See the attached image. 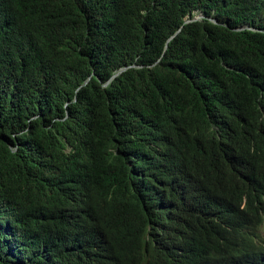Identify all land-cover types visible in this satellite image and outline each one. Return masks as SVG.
Listing matches in <instances>:
<instances>
[{"label": "trees", "instance_id": "16d2710c", "mask_svg": "<svg viewBox=\"0 0 264 264\" xmlns=\"http://www.w3.org/2000/svg\"><path fill=\"white\" fill-rule=\"evenodd\" d=\"M0 264H264V0H0Z\"/></svg>", "mask_w": 264, "mask_h": 264}, {"label": "water", "instance_id": "95a60500", "mask_svg": "<svg viewBox=\"0 0 264 264\" xmlns=\"http://www.w3.org/2000/svg\"><path fill=\"white\" fill-rule=\"evenodd\" d=\"M201 16H197V17H194L193 18V20H196V19H198V18H200ZM187 22V21H186Z\"/></svg>", "mask_w": 264, "mask_h": 264}, {"label": "rangeland", "instance_id": "374dc122", "mask_svg": "<svg viewBox=\"0 0 264 264\" xmlns=\"http://www.w3.org/2000/svg\"><path fill=\"white\" fill-rule=\"evenodd\" d=\"M196 14H195V17H197V16H201L199 13H197V12H195Z\"/></svg>", "mask_w": 264, "mask_h": 264}]
</instances>
